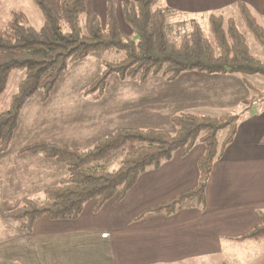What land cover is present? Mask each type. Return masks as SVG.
<instances>
[{
	"label": "trees",
	"instance_id": "16d2710c",
	"mask_svg": "<svg viewBox=\"0 0 264 264\" xmlns=\"http://www.w3.org/2000/svg\"><path fill=\"white\" fill-rule=\"evenodd\" d=\"M35 1L44 14L40 28L32 25L22 11H14L0 28V97L12 70L25 69L18 89L0 111V153L9 150L26 103L38 93L43 101L49 99L70 64L96 51L124 52L120 60H105L104 71L89 89L98 93L105 90L113 73L121 79L138 78L142 83L159 73L174 81L184 72L193 71L264 76V60L250 51L237 17L209 15L215 40L212 43L198 23L188 31V22L194 19L169 14L161 8L160 0H127L121 4L123 20L131 34L120 28L117 0H107L105 21L88 9L86 0ZM238 11L245 27L264 47V29L257 16L244 2L238 4ZM175 36L179 42L172 40ZM257 100H264V90L245 99L236 113L178 112L170 117L174 131L167 127L121 126L98 137L88 148L48 140L28 143L20 148L21 153L41 154L60 162L66 166L68 176L47 187L44 198L26 197L21 205L1 215L17 221L26 232H32L43 216L52 220L77 219L89 200L97 199L99 210L112 198L122 199L142 174L171 160L177 150L189 151L199 142L205 149L198 159V184L153 210L170 216L189 199L204 204L215 161L234 139L244 113ZM223 128H228V133L219 143L217 135ZM241 238L263 240L264 217Z\"/></svg>",
	"mask_w": 264,
	"mask_h": 264
},
{
	"label": "crops",
	"instance_id": "0c3cea01",
	"mask_svg": "<svg viewBox=\"0 0 264 264\" xmlns=\"http://www.w3.org/2000/svg\"><path fill=\"white\" fill-rule=\"evenodd\" d=\"M86 1L88 9L105 21L107 0ZM125 1L117 0V15L122 30V23H126L119 10ZM240 2L247 4L254 14L264 15V0H162V3L181 12L177 17L184 20H195L213 13L223 14L228 8L236 6L238 9ZM216 75L218 78H229L239 74ZM182 84L176 82L174 85ZM249 90L246 84V95L250 94ZM175 91L177 93L178 89ZM57 97L53 92L41 104L51 105ZM29 101L15 135L24 137H20L21 140L14 138L9 150L0 153V159L5 161L8 158L13 167L28 163L25 176L32 177L24 176L26 185L10 184L16 197L21 191L19 200L40 192H44L45 197V189L57 180L52 179L54 168L58 165L65 168L41 154L21 153L20 148L39 140L68 144L64 136L67 120L62 123L44 122L38 128L34 124L35 99ZM254 104L255 109L244 113L234 139L215 161L204 204L189 199L170 216L153 210L198 184V159L205 149L199 142L189 151L177 150L173 158L159 168L149 169L122 199L112 198L99 210H96L98 200L91 199L77 219L52 220L43 216L32 232L21 229L18 222L15 224L18 228L8 227L9 236L3 239L6 247L0 252V259L2 255L8 262L17 259L23 264H216L230 249L237 250L246 243H264V239L241 238L260 224L264 217V100H257ZM32 114L31 124L22 126L24 118ZM37 164L44 165L40 173L29 170ZM36 170L39 171V168ZM66 177L61 176L59 180ZM43 178L51 180L39 185ZM224 263L229 262L221 264Z\"/></svg>",
	"mask_w": 264,
	"mask_h": 264
},
{
	"label": "rangeland",
	"instance_id": "374dc122",
	"mask_svg": "<svg viewBox=\"0 0 264 264\" xmlns=\"http://www.w3.org/2000/svg\"><path fill=\"white\" fill-rule=\"evenodd\" d=\"M159 4L161 8L167 9L169 14H182L162 3V0L159 1ZM14 11H22L27 14L31 24L36 28H40L44 23V14L35 0H0V28L8 22ZM119 11L122 14V8ZM223 15L226 18L230 16L237 17L239 28L245 34L250 51L256 57L264 60L263 45L245 27L237 7L228 8ZM255 15L264 29V15L256 13ZM208 17L209 15H205L195 19L194 22H192L193 20L188 22L189 28L187 29L191 31L194 28V23H198L203 29L204 36L214 43L215 40L209 28ZM126 26V24L122 23L123 31L131 34V28ZM174 39L177 42L180 40L176 36L172 37V40ZM123 56V51L105 49L93 52L84 59L73 61L56 85L53 92L58 97L51 105L48 103L41 104L48 100L43 101L41 93H38L33 98L35 99L33 114L36 113L34 121L36 127L41 128L44 122H48V124L54 121L62 123V121L67 120L66 124H64V136L67 143L74 147L79 146L78 148H88L94 143L93 141L96 140L97 135L99 137L103 136L121 126L167 127L174 131L175 128L170 123V117L178 113V111L183 112V109L184 112L196 114L220 115L227 112L236 113L241 111L245 99L257 96L259 91L264 90V76L261 74L245 75L241 73L229 78L228 76L218 78L216 74L184 72L178 77L179 79H176L178 81L168 80L159 73L151 75L143 83L138 78L121 79L117 73H113L108 78L106 88L102 93L89 91L92 82L104 71L105 60L117 61ZM24 72L25 69H14L10 73L6 91L0 97V111L7 107L11 95L18 89L19 81ZM182 78L183 81H179ZM176 82L183 84L176 86L174 85ZM246 84L250 89V94L247 95L246 91H244ZM174 89H178L177 93L176 91L174 92ZM96 94L99 95L97 96ZM229 99L231 100L230 104ZM239 99L243 100L239 101ZM213 103L216 105H213ZM254 109L255 104L249 110ZM33 114L27 119L24 118L26 121L24 122L23 120L21 125L31 124L34 117ZM16 131L13 139L21 140L20 137H24V135L18 134L15 136ZM227 133L228 128H223L218 132L219 143H222ZM27 165L28 163H24L20 167L16 164L13 167L8 158L5 161L0 159V213L12 210L23 202L24 199H18L21 191L17 192L18 195L16 197L15 194L13 195L14 190L10 187V184L26 185L24 184V176L27 175L25 172L28 168ZM8 166H10V170ZM43 167L44 165L37 164L30 167L29 170L33 169V172L40 173ZM36 168H39V171ZM65 168L60 165L56 169L54 168L52 179L57 178V180L52 185L59 184L62 181L59 180L61 176H68V172H65L67 168ZM19 175L23 176L19 177ZM27 177L30 178L32 176H25V178ZM20 180L22 181L20 182ZM47 180L51 179L43 178L39 185L46 184ZM32 197L44 198V192L37 193ZM15 224H17V221L14 219H5L0 215V252L5 250L6 247L3 239L7 235L9 236L8 227L18 228ZM224 261H228L231 264H264V243H246L239 246L237 250L230 249L219 258V262L216 261V264H221ZM17 263L21 264L22 262L17 261V259L14 262H8L7 258L1 255L0 264Z\"/></svg>",
	"mask_w": 264,
	"mask_h": 264
}]
</instances>
